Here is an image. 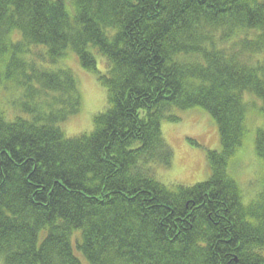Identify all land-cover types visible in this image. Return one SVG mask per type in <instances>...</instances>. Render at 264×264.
Here are the masks:
<instances>
[{
    "label": "trees",
    "instance_id": "trees-1",
    "mask_svg": "<svg viewBox=\"0 0 264 264\" xmlns=\"http://www.w3.org/2000/svg\"><path fill=\"white\" fill-rule=\"evenodd\" d=\"M69 50L108 102L75 138L59 127L80 108L75 76L57 66ZM262 56L264 0H0V87L23 90L21 116L0 110V261L264 264V187L245 206L233 168L245 93L264 118ZM195 108L220 136L209 179L163 185L155 169L174 153L162 122ZM255 155L264 161V127Z\"/></svg>",
    "mask_w": 264,
    "mask_h": 264
},
{
    "label": "rangeland",
    "instance_id": "rangeland-1",
    "mask_svg": "<svg viewBox=\"0 0 264 264\" xmlns=\"http://www.w3.org/2000/svg\"><path fill=\"white\" fill-rule=\"evenodd\" d=\"M65 2L71 9V0H65ZM39 52L38 49H34L35 54ZM94 53L98 73L104 74L108 66L107 61L96 51ZM26 60L36 62L29 57ZM260 60L263 62L264 56ZM57 66L73 73L77 80L80 100L79 112L65 123H61L59 127L67 138L90 134L94 129V118L106 110L107 91L99 82L98 75L83 69L72 51L69 50L68 57L60 61ZM51 68L55 69V67ZM13 84L0 87V110L9 121L21 116L15 103L23 90L15 88ZM244 100L248 104L249 135L246 138L244 150L233 168L236 172L235 177L243 190V203L246 206L264 187V161L259 160L255 155V135L258 129L264 127V118L261 114V102L257 98L245 93ZM172 114L178 116L180 121L172 123L164 120L162 131L168 146L174 153L173 163L168 168H156L155 178L166 186L192 187L209 179L206 153L221 149L218 127L213 118L199 108L173 111ZM0 264L4 263L0 261Z\"/></svg>",
    "mask_w": 264,
    "mask_h": 264
},
{
    "label": "bare ground",
    "instance_id": "bare-ground-1",
    "mask_svg": "<svg viewBox=\"0 0 264 264\" xmlns=\"http://www.w3.org/2000/svg\"><path fill=\"white\" fill-rule=\"evenodd\" d=\"M71 116H72V115H71ZM71 116H69L68 119H69ZM68 119H67V120H68ZM67 120H66V121H67ZM66 121H65V122H66ZM65 122H64V123H65ZM258 194H260V193H258ZM258 194H257V195H258ZM249 202L251 203V201H249ZM243 204H244V203H243Z\"/></svg>",
    "mask_w": 264,
    "mask_h": 264
}]
</instances>
